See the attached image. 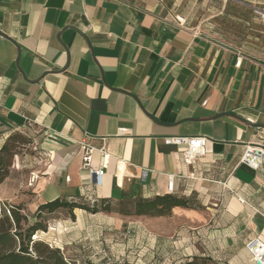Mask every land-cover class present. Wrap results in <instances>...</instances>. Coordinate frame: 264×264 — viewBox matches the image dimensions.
I'll use <instances>...</instances> for the list:
<instances>
[{"label": "crops", "instance_id": "obj_1", "mask_svg": "<svg viewBox=\"0 0 264 264\" xmlns=\"http://www.w3.org/2000/svg\"><path fill=\"white\" fill-rule=\"evenodd\" d=\"M231 4L254 13L264 0L222 8ZM195 8L190 0H0V149L17 131L35 133L46 159L36 182L43 203L186 196L188 208L144 221L189 219L215 263L253 264L245 246L264 241V165H234L245 144L264 142V23L251 16L253 33H231ZM198 136L207 154L189 166L184 146L165 142ZM82 143L104 168L99 185L83 169Z\"/></svg>", "mask_w": 264, "mask_h": 264}, {"label": "rangeland", "instance_id": "obj_2", "mask_svg": "<svg viewBox=\"0 0 264 264\" xmlns=\"http://www.w3.org/2000/svg\"><path fill=\"white\" fill-rule=\"evenodd\" d=\"M190 1L195 2L194 12L200 18L210 19L205 20L209 25L217 27L224 23L231 33L240 29L254 31L253 21L249 19L258 17L256 9L253 13L231 4L224 10L223 0ZM244 18L249 21L248 25L242 23ZM14 135L17 139L12 145L16 154L8 177L0 184V204L20 206L30 223L40 222L45 230H38L34 237L60 248L70 264H217L212 257L216 254L207 247L204 232L201 228L197 231L189 219L184 223H176L171 218L149 224L143 217L91 216L79 210L72 217L63 208L37 215L43 202L36 182L42 176L45 164L42 161L46 159L34 140L35 133L22 129Z\"/></svg>", "mask_w": 264, "mask_h": 264}, {"label": "trees", "instance_id": "obj_3", "mask_svg": "<svg viewBox=\"0 0 264 264\" xmlns=\"http://www.w3.org/2000/svg\"><path fill=\"white\" fill-rule=\"evenodd\" d=\"M16 135L8 137L0 149V184L9 175L15 151L13 141ZM81 201V203H78ZM190 198L176 193L155 195L152 197H125L120 199H78L65 200L57 198L42 203L37 215L53 213L58 209H68L74 217L75 209L90 213H116L124 216L160 217L169 216L175 207L188 208ZM20 206L0 204V264H70L60 248L37 240L34 236L38 230H45L40 222L30 223L27 215L21 213Z\"/></svg>", "mask_w": 264, "mask_h": 264}, {"label": "built area", "instance_id": "obj_4", "mask_svg": "<svg viewBox=\"0 0 264 264\" xmlns=\"http://www.w3.org/2000/svg\"><path fill=\"white\" fill-rule=\"evenodd\" d=\"M256 13L264 23V7L257 9ZM177 23L183 25L184 20L182 17H178ZM120 132H127V129H121ZM167 144L183 145L184 150L182 152V161L184 165L189 166L196 161L202 159L207 154V138L198 136V137H171L165 140ZM83 147V169L86 170L90 177L91 181L94 184L99 185L102 181V176L104 175V168H95L92 164L93 153L95 148L92 145L87 143L81 144ZM100 152L103 155H107V152L104 148L100 149ZM264 165V142H249L244 146V152L239 157L237 162L234 165V169L240 166H245L251 170L257 171ZM33 180V178H32ZM35 180V177H34ZM66 180L69 181L70 177L67 176ZM224 187H228L227 183H223ZM242 202H245L244 199L240 198ZM50 246H53L50 244ZM246 249L251 256V261L253 264H264V241L260 238L255 237L250 239L246 243Z\"/></svg>", "mask_w": 264, "mask_h": 264}]
</instances>
